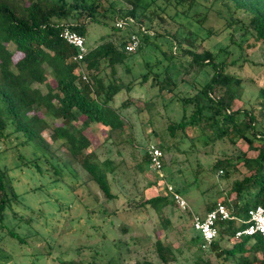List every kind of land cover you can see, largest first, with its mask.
<instances>
[{"label":"trees","instance_id":"obj_1","mask_svg":"<svg viewBox=\"0 0 264 264\" xmlns=\"http://www.w3.org/2000/svg\"><path fill=\"white\" fill-rule=\"evenodd\" d=\"M101 1L0 0V142L9 135H15V140H19L18 145L34 148L33 158L24 163L27 167L40 173L44 164L47 166L44 170L53 169L56 176L58 170L53 166L56 162L75 181L77 175L74 168H77L98 189L106 202L112 201L115 195L111 193L108 177L114 180L118 164L108 158L99 160L92 149L86 151L91 143L84 131L92 124L100 125L107 131L105 142L110 140L113 144H121L127 126L120 120L118 108L112 107V102L119 93L128 92L135 85V79L139 78L138 85H147L146 89L153 91L152 97L159 99L164 92L174 94L177 85L183 83L178 70L208 72L210 77L194 93H182L178 97L174 94L180 106V117L177 121H168L164 129L167 137L159 148L163 154L172 149L181 152L178 147L187 140L191 149L201 152L200 149L211 147L219 141L233 144L232 140L237 138L246 144L248 150L255 152L250 157L242 153L235 161L225 156L215 160L212 165L213 169L223 173L225 181L229 180L230 175H237L227 183L225 197L220 203L240 220V224L236 225L233 221L217 223V238L205 250L199 247L198 235L190 239L188 244L198 251L194 264H264L263 237L255 235L231 241L236 230L247 226V211L256 206L264 208V92L260 91V96L256 98L259 103L248 109L232 110V103L240 99L242 94L240 80L226 71L235 61L217 62L211 52L197 50L200 40L180 26L172 31L164 28L162 33H149L153 26L166 22L164 17L167 14L155 0H120L127 7L118 10L117 16L130 17L146 31L141 33L137 30L140 37L138 48L133 53L125 52L128 32L118 31L102 21L112 14L114 0H106L108 8H104ZM214 1L236 14L232 23L242 27V34L264 46V0ZM180 2L183 0H174L175 4ZM166 17L172 21V16ZM90 25L108 26L109 32L88 47L86 35ZM64 26L85 40L87 53L79 65L71 62L75 49L59 38ZM231 37L230 43L235 44ZM157 39L170 46L160 52L166 65L160 66L157 59H153L151 64L144 61V71L137 78L124 83L117 76L116 68L123 67L125 72H129L132 55L140 54L143 47L148 46L158 50L154 44ZM9 45L12 51L8 49ZM181 58H187V61L177 70L174 64ZM79 66L85 80L81 79ZM33 85H42L45 91L41 92ZM151 105L145 104V108L149 110ZM162 105L165 107L166 103ZM126 106L127 103L122 102L118 107ZM47 121L58 123L50 125ZM187 129L197 134L188 137ZM44 130L50 131L49 143L41 137ZM194 142L199 147H195ZM61 149L64 150L62 157L56 156L54 151ZM40 159L42 162L38 164ZM141 159V164L136 166L139 172L149 167L145 152ZM237 165L244 170L243 173L238 171ZM64 172H61L62 176ZM65 184L72 192L71 184ZM174 190L178 193V189ZM163 192L161 196L141 200L137 206L149 205L159 214L162 208L172 204L169 196ZM16 199L11 178L7 170L0 166V224L5 210ZM214 205L207 206L203 215ZM94 208H97L96 212L101 217L107 216L102 204L95 202ZM186 215L189 220V214ZM7 235L14 236L10 231ZM154 246L160 263L174 260L170 246L159 239ZM201 254H212L214 259H202ZM57 262L85 264L79 260ZM132 264L153 262L142 259Z\"/></svg>","mask_w":264,"mask_h":264},{"label":"rangeland","instance_id":"obj_2","mask_svg":"<svg viewBox=\"0 0 264 264\" xmlns=\"http://www.w3.org/2000/svg\"><path fill=\"white\" fill-rule=\"evenodd\" d=\"M155 2L172 16V21L167 20L165 14L166 22L153 26L149 33H162L164 28L172 31L180 26L200 40L197 50L211 52L217 62L234 60L235 63L229 65L226 71L240 80L242 94L232 103V110L248 109L259 103L256 98L260 96V91L264 92V46L242 34L239 24L232 23L236 14L214 0H183L177 4L174 0ZM101 5L108 8L106 0H102ZM112 7V14L102 20L109 26H113L118 18L117 11L127 6L120 0H114ZM108 32V26L90 25L86 35L87 46H93ZM230 36L235 44L230 43ZM154 44L158 50L148 46L143 47L140 54L132 55L129 72H125L123 67L116 68L117 76L124 83L144 71V61L151 64L153 59H157L160 66L166 65L160 52L170 46L160 39ZM8 49L12 51L13 48L9 45ZM174 52L177 53L176 50ZM185 61L187 58L177 60L174 64L176 69L184 66ZM189 70H178L183 83H179L174 90L177 97L182 93H194L210 77L208 72ZM139 81V78L135 79V85L128 92L116 95L112 102V107L118 108L120 120L127 126L121 144H113L110 140L105 142L107 131L100 125L92 124L84 131L91 143L86 151L92 149L99 160L108 158L118 164L114 180L108 177L111 193L115 195L112 201L106 202L77 168H74L77 175L75 181L56 162L53 163L58 170L56 176L53 169L45 171L47 166L44 164L40 173L27 167L24 163L33 158L34 148L18 145L15 135H9L0 142V166L7 170L17 194L16 201L5 210L0 224V264H58L60 260H79L85 264H132L142 259L163 264L155 253L157 239L170 246L174 256V260L164 264H194L198 251L188 242L198 234L191 228L187 215L176 209L173 203L162 208L159 214L149 205L137 206L141 200L164 194L163 185L151 168L139 172L136 166L141 164L147 144L161 146L162 140L167 137L164 129L168 121H177L180 117V106L174 94L164 92L161 98L155 99L153 91L147 90V85H138ZM33 87L45 91L42 85ZM122 102L127 106L119 108ZM148 103L152 104L149 110L145 108ZM163 103H166L165 107ZM49 123L52 125L58 121ZM49 134V130L41 133L48 143ZM196 134L192 129L186 130L188 137ZM232 142L219 141L198 152L184 140L178 147L181 152L172 149L163 154L165 182L178 189L193 213L203 215L207 206L222 201L227 183L237 177L230 175L225 181L223 173L212 168L215 160L228 156L235 161L242 153L248 157L255 155L243 141L234 138ZM194 145L199 147L197 142ZM63 152V149L54 151L56 156L61 157ZM40 162L42 159L38 164ZM236 168L244 172L240 165ZM63 171L65 175L62 176ZM66 182L71 184L72 192ZM147 184L151 185L146 187ZM95 202L103 205L107 216L101 217L96 212ZM8 231L14 236L7 235ZM200 256L202 259H214L212 254Z\"/></svg>","mask_w":264,"mask_h":264},{"label":"built area","instance_id":"obj_3","mask_svg":"<svg viewBox=\"0 0 264 264\" xmlns=\"http://www.w3.org/2000/svg\"><path fill=\"white\" fill-rule=\"evenodd\" d=\"M113 27L118 31L128 32L127 41L124 45V51L127 53L135 52L139 46L140 37L137 30L141 33H146L145 28L138 25L130 17L116 18L113 22ZM59 38L67 45L75 49V54L71 57V62L79 65L87 53L84 38L71 31L68 26H64L61 29ZM78 70L80 72L81 79L85 80V76L80 66ZM145 153L148 157L149 167L156 175L157 180L162 183L165 193L169 196L176 209L185 214H189L190 225L191 228L198 234L200 241L199 247L201 250L207 249L217 238V223L233 221L236 225L240 224V220L231 215L227 208L220 202L215 203L213 208L202 216L193 213L186 201L177 192H175L174 188L170 184L165 182V178L162 173L163 153L161 152L159 146L149 143L145 147ZM255 235L264 238V208L261 206H256L247 211V226L236 230L231 238V241L235 242L240 240L242 237H251Z\"/></svg>","mask_w":264,"mask_h":264}]
</instances>
